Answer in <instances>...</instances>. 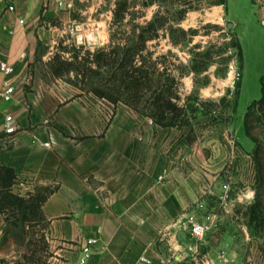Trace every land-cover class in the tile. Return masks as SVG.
<instances>
[{"label":"crops","instance_id":"0c3cea01","mask_svg":"<svg viewBox=\"0 0 264 264\" xmlns=\"http://www.w3.org/2000/svg\"><path fill=\"white\" fill-rule=\"evenodd\" d=\"M75 2L0 0V63L14 67L0 71V165L33 193L56 187L43 206L55 264H76L90 238L98 245L87 264H264L261 251L233 250L250 237L233 207L253 196L254 180L230 111L218 122L163 127L88 97L67 82L73 72L54 74L56 54L71 61L74 49L100 48L98 32L82 45L91 30ZM197 222L212 227L198 243ZM4 226L0 215V244Z\"/></svg>","mask_w":264,"mask_h":264},{"label":"rangeland","instance_id":"374dc122","mask_svg":"<svg viewBox=\"0 0 264 264\" xmlns=\"http://www.w3.org/2000/svg\"><path fill=\"white\" fill-rule=\"evenodd\" d=\"M134 1V13L142 16L140 22L152 19L158 12L174 19L179 15L178 11L184 1H191L196 7L186 13L180 23H169L166 35L159 41L149 42V50L155 53L153 60L160 63L161 69L167 67V73L178 79V103L187 109L189 125L197 124L198 121L218 122L230 111L233 135H236L246 151L252 153L250 164L253 165L251 176L254 180L253 196L233 207V214L246 227L250 237L235 240L233 250L261 251L264 257V184L259 181L258 164L254 160L256 145L247 136L244 126L249 105L262 96L260 79L264 75V0H228L227 7L214 4L217 0H152L147 7L143 6V1L151 0ZM115 2L116 0H76L74 8L80 15L78 22L91 30L83 37L82 45L95 40L97 32L99 46L109 44ZM235 35L242 47V58L234 46L237 40ZM159 55L163 57L157 59ZM66 80L88 97L96 98L94 94L82 90L81 76L74 74V77H67ZM110 107L114 112L115 106ZM200 110L205 113V117L198 119L195 113ZM260 157L264 165V152ZM256 201L260 216L257 227L249 219L250 207ZM32 234L34 242L31 249L37 251L35 262L29 264H55L48 230V251H42L39 227ZM26 251L27 247L22 242L12 239L1 241L0 259H5L10 264H21L20 262L25 261Z\"/></svg>","mask_w":264,"mask_h":264},{"label":"trees","instance_id":"16d2710c","mask_svg":"<svg viewBox=\"0 0 264 264\" xmlns=\"http://www.w3.org/2000/svg\"><path fill=\"white\" fill-rule=\"evenodd\" d=\"M165 1V0H163ZM174 1V0H172ZM151 2L143 1V6ZM134 0H116L111 23L110 42L94 52L82 48L73 50L72 60H62L59 54L53 58L51 69L61 76L73 72L81 76L82 90L94 94L115 107L123 104L137 113L150 117L163 127H185L190 124L187 109L179 105L176 76L167 73V67H160L153 60L155 53L149 50V42L159 41L166 35L167 25L180 23L186 13L195 9L191 1L181 3L179 15L171 19L158 12L152 19L136 16ZM179 4V3H177ZM214 4L227 7L228 0H217ZM174 20V21H172ZM173 23V24H175ZM235 47L242 58V47L237 35ZM157 56V59L162 58ZM262 96L248 107L244 117L247 136L256 145L254 160L259 169V181L264 184V165L261 153L264 152V75L260 79ZM81 86V85H80ZM85 94V93H84ZM17 179L13 168L0 165V215L4 217L5 226L1 241L10 239L22 242L27 251L25 261L21 264L35 262L36 249L32 250L33 231L39 227V241L42 251H48L47 230L49 221L44 214L43 206L56 187L48 185L24 196L14 191ZM257 201L250 207L249 219L256 227L260 216ZM19 263V262H17ZM0 264H10L0 259Z\"/></svg>","mask_w":264,"mask_h":264},{"label":"built area","instance_id":"2783aa9c","mask_svg":"<svg viewBox=\"0 0 264 264\" xmlns=\"http://www.w3.org/2000/svg\"><path fill=\"white\" fill-rule=\"evenodd\" d=\"M10 10H13V7H9ZM0 71L3 72L4 74H12L14 72V67L7 62H1L0 63ZM14 93V87L8 86L5 91L2 92V95L6 100H10L12 94ZM16 126L13 123V117L8 116L7 117V125H6V132L11 134L16 131ZM163 179V176L161 177ZM14 191L20 195H30L33 193V188L31 185H29L27 182L22 181V180H17L14 183ZM212 230V227L208 223H202V222H197V223H192L190 227V233L192 238L198 243L202 239L206 237L208 233H210ZM98 245V239L96 238H90L87 241H85L82 244V256L81 258L77 261L76 264H87L88 260L90 259L94 248ZM73 264V263H69Z\"/></svg>","mask_w":264,"mask_h":264},{"label":"water","instance_id":"95a60500","mask_svg":"<svg viewBox=\"0 0 264 264\" xmlns=\"http://www.w3.org/2000/svg\"><path fill=\"white\" fill-rule=\"evenodd\" d=\"M231 24V23H230Z\"/></svg>","mask_w":264,"mask_h":264}]
</instances>
